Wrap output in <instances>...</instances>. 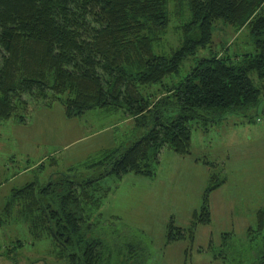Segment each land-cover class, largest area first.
Segmentation results:
<instances>
[{
	"label": "trees",
	"instance_id": "16d2710c",
	"mask_svg": "<svg viewBox=\"0 0 264 264\" xmlns=\"http://www.w3.org/2000/svg\"><path fill=\"white\" fill-rule=\"evenodd\" d=\"M188 12L187 20L172 24L173 15ZM219 23L236 31L249 26L255 52L239 54L226 45L225 52L199 58L183 79L169 84L184 60L211 48ZM174 29L180 44L167 54L157 51ZM154 86L164 92H145ZM55 102L67 118L97 108L121 111L126 119L143 121L145 132L82 163L103 168L98 176L80 179L71 167L53 173L49 182L36 179L12 189L0 226L25 222L34 240L55 238L78 248L70 249V264H78V256L82 264H100L106 245L87 229L95 224L92 209L111 190L102 180L151 176L168 150L192 152V121L206 129L229 114L247 116L264 102V0H0V126L27 124L37 107ZM224 181L218 172L210 176L192 225L177 226L172 219L168 242L194 239L197 226L212 222V192ZM248 234L252 241L262 236L253 264H264V208ZM21 246V239L13 240L0 257L16 256Z\"/></svg>",
	"mask_w": 264,
	"mask_h": 264
},
{
	"label": "rangeland",
	"instance_id": "374dc122",
	"mask_svg": "<svg viewBox=\"0 0 264 264\" xmlns=\"http://www.w3.org/2000/svg\"><path fill=\"white\" fill-rule=\"evenodd\" d=\"M189 15V12L173 15L171 22L177 25ZM179 44L180 36L174 29L156 45V50L167 54ZM226 45L239 54L255 52L250 27L246 25L236 31L219 23L211 48L188 57L179 74L166 81L169 84L180 81L199 58L212 52L223 53ZM157 86L148 87L145 92H164ZM151 99L155 100L156 95ZM42 113L44 120L39 118ZM248 113L247 116L229 114L207 130L201 123L192 121V152L179 155L168 150L151 176L128 173L122 178L110 176L102 180L103 188L111 190L98 208L92 209L95 224L87 229L106 245L100 264H253L258 261L262 236L252 241L248 229L256 224L257 211L264 208V102ZM12 123L0 126V213L12 189L27 182L36 179L49 182L53 173H69L71 167L80 179L98 176L103 168H85L82 163L100 159L113 147L128 146L145 132L143 121L126 119L121 111L106 108L67 118L60 102L52 107H37L21 128ZM54 160L57 164L50 165ZM41 163L45 167H40ZM216 172L226 181L212 192V222L197 226L194 239L168 242L172 219L177 226L192 225L193 214L202 205L204 190L211 184L210 176ZM17 238L23 242L17 248V258L1 256L0 264H70L74 261L70 253L78 252V248L67 247L55 238L34 240L25 222L0 226V252ZM79 259L78 256L76 262L82 264Z\"/></svg>",
	"mask_w": 264,
	"mask_h": 264
},
{
	"label": "crops",
	"instance_id": "0c3cea01",
	"mask_svg": "<svg viewBox=\"0 0 264 264\" xmlns=\"http://www.w3.org/2000/svg\"><path fill=\"white\" fill-rule=\"evenodd\" d=\"M43 114H44V113H42V115L39 116V118H41V120L46 119V118H45V115H43ZM37 118H38V117H37ZM12 124H13L14 127L16 126V127H18V128H19V127L21 128V126H23V125L18 124V123H16V122H14V123H12ZM31 124H32V123H31ZM31 124L29 123V125H31ZM40 126H41V125H40ZM14 127H13V128H14ZM6 128H8V127H6ZM19 130H20V129H19ZM42 131H44V129H43ZM54 134H55V133H54ZM59 135H60V131H58V132L56 133V136H57V137H59ZM15 175H17V174H14L13 176H15Z\"/></svg>",
	"mask_w": 264,
	"mask_h": 264
}]
</instances>
